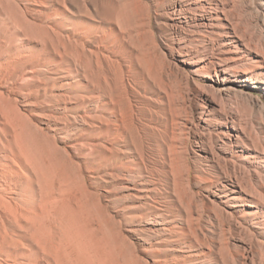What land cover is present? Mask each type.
<instances>
[{
    "label": "bare ground",
    "instance_id": "bare-ground-1",
    "mask_svg": "<svg viewBox=\"0 0 264 264\" xmlns=\"http://www.w3.org/2000/svg\"><path fill=\"white\" fill-rule=\"evenodd\" d=\"M0 264H264V0H0Z\"/></svg>",
    "mask_w": 264,
    "mask_h": 264
}]
</instances>
